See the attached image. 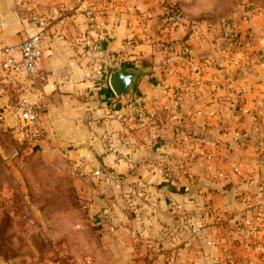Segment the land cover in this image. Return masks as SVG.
<instances>
[{
	"label": "crops",
	"instance_id": "obj_1",
	"mask_svg": "<svg viewBox=\"0 0 264 264\" xmlns=\"http://www.w3.org/2000/svg\"><path fill=\"white\" fill-rule=\"evenodd\" d=\"M74 1L0 0V45L19 44L41 31L37 21L53 8L62 10L41 32L35 79L0 85V156L11 139L68 156L74 170L101 172L77 186L87 211L52 214L60 257L71 249L74 264H162L169 253L181 256L180 264H264V146L254 142L264 136V36L240 35L242 48L254 46L247 64L235 69L221 50L229 23L191 22L189 37L185 29L166 39L157 0H87L104 34L91 68L75 44L84 27L69 13ZM39 2L48 8L35 9ZM248 23L240 29H251ZM113 74L130 77L122 96L107 81ZM20 90L38 115L40 134L30 144L21 143L8 106ZM137 108L143 123L134 118ZM87 116L99 123L87 124ZM106 135L116 152L106 150ZM179 147L193 152L192 164L183 163ZM151 160L169 166L173 178L154 173ZM255 223L261 227L254 231Z\"/></svg>",
	"mask_w": 264,
	"mask_h": 264
},
{
	"label": "rangeland",
	"instance_id": "obj_2",
	"mask_svg": "<svg viewBox=\"0 0 264 264\" xmlns=\"http://www.w3.org/2000/svg\"><path fill=\"white\" fill-rule=\"evenodd\" d=\"M157 2L163 9L161 27L167 35L166 39L171 34L185 29L184 39L189 37L192 34L189 28L191 22L204 23L210 27L231 24L233 21L236 24L234 34L231 33L225 38L228 31L222 29L225 42L222 51L229 45L227 41L234 39L232 36L235 34L246 35L245 37L264 36V0H157ZM48 5L39 2L35 9L42 10V7L48 8ZM172 11L180 13L178 22H173ZM244 19L249 20L248 25L251 29L245 30V25L240 29ZM250 46L254 45L248 43L243 50L252 52L253 47ZM183 49L187 55V48L183 47L181 50ZM7 141L6 147L10 148H7L5 156H0V263L40 264L48 260L50 263L74 264L70 261L73 259L71 249L68 252L69 256L59 255L58 243L62 235L58 234V222L52 214L56 211L80 208L87 211V207L79 204L76 191L77 186H87L86 181L91 178L81 176L78 168L72 169L70 164L72 160L68 156L37 149L30 150L25 144H18L11 139ZM254 142L264 146V136L259 135ZM40 211L45 212L43 216L46 217L43 220L40 218L41 215H38ZM42 222L46 229H42ZM208 240L212 242L211 239ZM212 245L206 244L207 247ZM75 253L79 258L83 256L81 251ZM176 254L165 255L162 264H168L171 257L180 264L181 256Z\"/></svg>",
	"mask_w": 264,
	"mask_h": 264
},
{
	"label": "built area",
	"instance_id": "obj_3",
	"mask_svg": "<svg viewBox=\"0 0 264 264\" xmlns=\"http://www.w3.org/2000/svg\"><path fill=\"white\" fill-rule=\"evenodd\" d=\"M70 15L75 21L82 24L84 27V32L81 39L75 42L76 45L80 46L84 50V54L88 57L87 64L92 68L96 65L97 58L99 56L100 43L103 40L104 34L100 28L97 10L88 3L87 0H75L73 6L69 9ZM62 14L60 8H53L48 15L37 21V28L41 31L36 32L33 35H28L17 45H0V85L13 84L15 81L18 82H32L37 75V68L42 57V34L41 32L47 27L48 24L53 22ZM173 22H178L180 20V13L177 11H172ZM2 25V20L0 19V26ZM229 36L231 33H235L236 24L233 22L226 28ZM233 40L237 39V35H233ZM236 52V53H235ZM180 55L185 56L186 50H180ZM251 52L243 50L241 47V42L238 40L233 44H229L225 50H223V57L233 68L238 69L247 64ZM261 60H264V54L260 56ZM208 67L207 63L204 64ZM109 77L107 81L109 82ZM183 85L188 86L189 80H183ZM168 91V89H166ZM116 98L113 97L109 102L108 111L110 114H114L113 106L116 103ZM10 110L16 115L19 121V135L21 143H32L38 140L40 131L38 129V115L36 108L29 101L27 95L23 92L18 93L13 100L8 104ZM134 118L143 123L144 112L141 108H137L134 111ZM0 120H2V115L0 114ZM84 121L90 125H97L98 120L90 119L89 116L85 117ZM237 136V134H235ZM103 141L108 152H116V142L109 136H104ZM179 154H181L184 159L182 160L185 165H190L194 161V154L191 150L184 147L178 148ZM147 166L156 174H158L163 180H171L173 174L169 166H165L160 162L151 160L147 163ZM78 172L81 176L97 177L100 176V170L87 171L85 166L81 165L78 168ZM233 173L236 175L240 174L239 168H234ZM189 176V172L187 173ZM189 178V177H188ZM261 225L255 223L252 229L255 231ZM208 246L212 245L211 241H207ZM168 264H177L175 259L171 257L168 260Z\"/></svg>",
	"mask_w": 264,
	"mask_h": 264
},
{
	"label": "water",
	"instance_id": "obj_4",
	"mask_svg": "<svg viewBox=\"0 0 264 264\" xmlns=\"http://www.w3.org/2000/svg\"><path fill=\"white\" fill-rule=\"evenodd\" d=\"M129 80L130 77L126 74H113L109 77V85L117 97L125 93Z\"/></svg>",
	"mask_w": 264,
	"mask_h": 264
},
{
	"label": "trees",
	"instance_id": "obj_5",
	"mask_svg": "<svg viewBox=\"0 0 264 264\" xmlns=\"http://www.w3.org/2000/svg\"><path fill=\"white\" fill-rule=\"evenodd\" d=\"M225 28H227V26L226 27H224L223 29L225 30ZM240 41L241 39H240V35H237V39L236 40H231V39H229L227 42H228V44H233L234 42H236V41Z\"/></svg>",
	"mask_w": 264,
	"mask_h": 264
}]
</instances>
